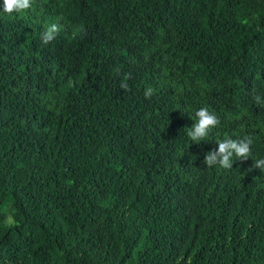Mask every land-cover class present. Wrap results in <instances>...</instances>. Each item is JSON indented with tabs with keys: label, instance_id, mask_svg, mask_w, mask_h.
<instances>
[{
	"label": "trees",
	"instance_id": "trees-1",
	"mask_svg": "<svg viewBox=\"0 0 264 264\" xmlns=\"http://www.w3.org/2000/svg\"><path fill=\"white\" fill-rule=\"evenodd\" d=\"M202 107L220 124L197 143ZM245 135L247 160L203 163ZM260 158L264 0L0 12V264H264Z\"/></svg>",
	"mask_w": 264,
	"mask_h": 264
},
{
	"label": "clouds",
	"instance_id": "clouds-1",
	"mask_svg": "<svg viewBox=\"0 0 264 264\" xmlns=\"http://www.w3.org/2000/svg\"><path fill=\"white\" fill-rule=\"evenodd\" d=\"M33 0H3L0 5V12L11 16L13 13H22L32 7ZM60 31V27L56 23L50 24L47 29L41 33L42 42L47 45L54 40ZM120 88L127 90L128 84L122 82ZM146 98H150L153 95V89L147 88L144 92ZM256 101L261 103L260 97L257 96ZM196 122L191 126L187 135L193 142L199 143L202 140H206L211 129L220 124L219 118L211 113L206 107L198 109L195 113ZM253 139L250 136L245 135L242 138L232 139L227 137L217 142L218 147L208 151L203 159V163L211 168L213 166H219L224 169H231L233 167V157L236 160L245 161L251 154V145ZM253 168H258L264 171V158L254 160Z\"/></svg>",
	"mask_w": 264,
	"mask_h": 264
},
{
	"label": "rangeland",
	"instance_id": "rangeland-1",
	"mask_svg": "<svg viewBox=\"0 0 264 264\" xmlns=\"http://www.w3.org/2000/svg\"><path fill=\"white\" fill-rule=\"evenodd\" d=\"M30 168H31V162L22 161L20 165L18 166L17 171L20 174H26L29 172ZM36 183H37V180L32 177L31 184L34 186ZM100 192H101V185L97 187V189H95V195H99Z\"/></svg>",
	"mask_w": 264,
	"mask_h": 264
}]
</instances>
